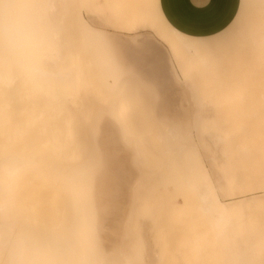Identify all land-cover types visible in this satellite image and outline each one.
I'll return each instance as SVG.
<instances>
[{
	"label": "rangeland",
	"instance_id": "rangeland-1",
	"mask_svg": "<svg viewBox=\"0 0 264 264\" xmlns=\"http://www.w3.org/2000/svg\"><path fill=\"white\" fill-rule=\"evenodd\" d=\"M18 1L27 12L30 1L48 0ZM119 1L86 0L79 13L104 34L123 35L131 42L150 35L154 47L174 65L175 75L154 68L147 59V46L140 49L131 47L137 43L114 40L99 41L93 47L91 39L84 43L77 35L82 28L78 20L71 28L75 32L63 40L64 61L71 64L65 69L76 70L78 76L57 87L62 92L55 87L36 93L26 76H18L11 89L0 82V155L4 150L23 156L37 153L36 158L43 155L67 168L81 164L86 168H80L85 172L79 177L83 190L79 187V214H84L85 238L91 236L94 224V240L93 234L87 238L94 243V254H82L80 248L67 259L41 252L40 261L34 257L30 264H44L47 259L55 264H122L125 260L129 264H196L193 247L205 251L210 243L201 200V184L208 179L217 181L223 202L235 205L236 217L228 234L238 247L230 264H264L263 2L250 0L239 29L205 38L209 50L199 54L197 65L188 62L185 67L184 56L170 45L164 28L153 29L142 22L133 32L109 25L116 23L108 15L109 7ZM145 1L157 3H138ZM160 14L156 11V16ZM45 15L36 14L39 46H31L27 39L21 44L13 41V57H24L31 67H45L48 62L39 60L40 47L48 37V24L40 18ZM130 98L131 112L120 117V105ZM194 112L200 113L196 128L190 123ZM163 133L173 137L162 138ZM216 135H220L217 144L209 138ZM179 148L186 152L184 159ZM23 176L16 206L35 214L41 223H60L64 204L46 186L40 171L31 168ZM135 185L142 186L136 190ZM202 257L206 263V253Z\"/></svg>",
	"mask_w": 264,
	"mask_h": 264
},
{
	"label": "bare ground",
	"instance_id": "bare-ground-1",
	"mask_svg": "<svg viewBox=\"0 0 264 264\" xmlns=\"http://www.w3.org/2000/svg\"><path fill=\"white\" fill-rule=\"evenodd\" d=\"M156 1L157 3L154 5L150 4L148 1H145L144 3L140 2L139 4L138 0H122L112 3L109 7L108 15L110 18L116 20V23H111L109 25L115 28L120 27L118 30H121V28H128L133 32H135L139 24L142 22L149 23V25L152 26L150 27L153 29L162 27L164 28L166 37L167 34H169L171 38V40L169 39L170 45L173 44L174 46H177L178 50H180L184 56L185 67L189 66L188 62H191V65H197V61L200 58L199 54L202 51L209 50V47L204 45L206 44L203 41L205 38H191L187 34H183L174 28L164 17L160 10L159 2L158 0ZM259 1L261 3L263 2L264 5V0ZM84 3L87 4L86 0H48L47 2L42 1L40 4L30 1L26 12V7L18 0H0V82L4 84L5 88L8 87L11 89L15 85L16 80H19V78H17L18 76H26L29 78L34 85L36 93L46 89L51 90L55 87L56 89H58L57 87L62 88L63 85L73 82L74 78H77L78 72L76 70L65 69V67H68L71 64L68 61H64L65 55L63 48L66 46L63 40L65 39L64 36L75 32L71 28L74 27L78 20L82 28L77 35L84 41V43H87V40L90 41L89 39H91L93 47V45H96L99 41H105L106 43V40H114L122 43L124 41L137 43L136 46L131 47L140 48V46L143 45L141 47L143 48L144 46H147L149 48L147 51V59L152 63V65H154V68L156 67L159 71L167 69L172 71L173 75H175L173 70L174 65L166 62L163 52L158 50L160 48L154 47L156 43L150 35L141 36L140 38L138 37V40L131 42L127 39V37L124 38L123 35L121 37L117 36L119 34L113 35L111 32L104 34L100 29L101 27H96V25L93 27L80 15L79 10L84 7ZM249 4L250 0H240L235 17L225 28L227 31L224 30L226 34H231L232 32H235L236 29H239L242 24L241 21L243 22L244 16L249 9ZM11 11H13L14 15L10 17L9 14ZM39 11H41V14L46 12V15L43 17L44 19L42 16H40V18L48 24V37L45 45L40 47L39 58L42 63H45V61L48 62L45 67L41 68L29 66L24 62V57L22 56L13 57V53H15L13 48L14 39H17L19 44L27 39L31 46H39L41 36L36 16ZM156 11L161 14L156 16ZM120 13L123 15L121 17H116ZM30 22L31 24H29ZM49 22L51 24L50 26ZM92 33L93 36H91ZM58 90H60V92L63 91L61 89ZM132 100L133 99L130 98L123 105H120V117L127 116L131 112V106H133ZM198 113L199 112H194L192 114L195 117L194 120L192 117V120H190L192 128H196L194 125H196V116L200 114ZM121 122L123 121L121 120ZM121 126L124 127L123 124ZM187 133L190 135L191 130L187 129ZM168 135L173 137L172 133L164 134L161 137L167 139ZM209 138L211 142L217 144L220 139V135L212 137L209 136ZM178 152L184 159L186 152L182 150V148H179ZM36 154L37 153H30L28 156H23L16 155L14 153L11 154L4 150V152L0 155V264H30L29 261L34 259V257L38 258L40 261L41 257H43L42 255H44L41 254V252H45L47 255H55L58 258L63 257L67 259L73 258L76 253H78L80 248L82 254L86 252L88 253L89 251L94 254V243L92 242V240H94V224H92L91 228L93 236L92 234V237L89 235L92 239L90 241V239H87L89 238L88 234L86 235V238L85 234H83L85 233V223L83 224V218L81 216L83 213L79 214L80 201L78 197L80 196H78V193L80 194V191H83L79 185V177L83 172H85L84 170H86V168L83 167L82 164L72 166L73 168H67L64 165L52 162L48 157L43 155V158L41 155V158H36ZM90 162L93 164L92 159ZM31 168H36L40 171L43 180L46 182V186H49V188L52 189L51 192H53L55 196H59V201L62 200L65 208L64 210H61L64 212L62 219L58 218L59 221L61 220L60 223L50 225H48V223H41L35 214L27 213V210L25 211L21 207L19 208V205L18 207L16 206L18 181H20V178L24 177L23 175L25 172ZM80 168H84V170H80ZM92 169L93 168L90 170ZM216 182L208 179L207 183L201 184L204 190L201 194V200L204 207H206L203 208L202 211H207L206 214L204 213L208 221L206 229L211 232V235L210 243L207 245L206 249H204L205 251H200V248L196 249V247H193V250L195 248L193 251L194 253L192 254L194 260L196 259L195 256L198 255V260H195V262H197L196 264H199L198 262L200 261V257H202L203 253H206L207 262L205 263V259L202 257V264H230L227 262L228 253L233 248L235 240H229L230 235L228 232L233 228V221L236 217L235 205L223 202L220 197L222 191H218ZM139 183L135 184L139 186ZM140 187H137L136 190ZM133 189L135 188L133 187ZM47 206V209L51 208V205L47 204ZM51 211L52 210L50 209L49 213H51ZM215 214L217 215L216 217ZM54 216L55 215H53V217ZM48 219L51 220V223L54 222L52 221V218L50 219V216ZM55 222H57V220ZM130 227L132 229V226ZM134 230L133 226V231ZM132 241L131 244L133 245L134 240ZM199 245L200 244H198V246ZM127 246L130 247L129 244ZM132 250L131 253H133ZM131 257H133V255ZM43 259H47V257ZM91 259H94V256H92ZM54 261L55 260L53 259L43 260L44 264H55ZM58 261L60 262V260ZM38 262L36 264H38ZM123 263L129 264V261L125 260Z\"/></svg>",
	"mask_w": 264,
	"mask_h": 264
},
{
	"label": "crops",
	"instance_id": "crops-1",
	"mask_svg": "<svg viewBox=\"0 0 264 264\" xmlns=\"http://www.w3.org/2000/svg\"><path fill=\"white\" fill-rule=\"evenodd\" d=\"M240 0H159V7L167 21L191 38H208L221 33L235 17ZM227 262L235 260L234 251ZM234 258V259H233Z\"/></svg>",
	"mask_w": 264,
	"mask_h": 264
}]
</instances>
